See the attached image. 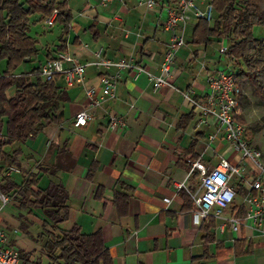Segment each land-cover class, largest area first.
<instances>
[{
	"label": "crops",
	"instance_id": "1",
	"mask_svg": "<svg viewBox=\"0 0 264 264\" xmlns=\"http://www.w3.org/2000/svg\"><path fill=\"white\" fill-rule=\"evenodd\" d=\"M69 1L71 3V0ZM125 2L127 0H113L107 12L108 5L104 7L100 1V8L104 10H101V13H95L94 9L97 8L93 0H86L85 6L92 12L93 19L87 24L85 32H88V28L96 19L99 38L95 41L88 32L93 40L94 50L88 52L84 60H79L76 55H72L81 62H92L94 53L104 48L100 47L103 44L108 58L119 59L132 56L136 61H140V49L149 39L150 42L145 47V51L150 57L143 59L142 63L148 69L155 71L163 60L171 38V35L162 28L160 9L150 11L144 6H139L143 9L142 19L133 26H129L125 24L122 14L130 15L132 10ZM124 3L126 8L122 7ZM116 17H120L121 21ZM34 19L36 22L42 20L40 16H35ZM75 23L76 15H74L72 30L67 38L69 51L71 44L69 42L72 38L75 39L71 45L83 46L82 38L71 34L75 29ZM159 32L168 35L169 39H157ZM76 39L78 43L75 42ZM117 39L119 43L112 51L106 48L110 46L109 42ZM156 42L162 45L154 55L149 47ZM195 51L198 52L199 59L205 58L203 52ZM195 51L191 52L183 65L177 67L176 76L172 81L175 88L165 87L154 92L153 85L145 76L138 81H133L129 73H124L116 88V99L108 100L103 107L98 109H92L89 106L85 92L90 87L99 86V76L104 72L95 67L89 68L83 85L71 89L65 88L70 100L61 105L64 118L60 124L47 126L42 131L52 130L47 139L46 154L40 160L34 154H24L22 147L12 149L19 144L23 146L26 143L16 142L4 148L9 155L21 150L22 154L18 158L21 171L24 169L23 159L27 155H32L29 173H38V165L48 169H59L63 164L64 153L72 154L75 161L72 170L60 169L56 176L47 175L49 184L62 183L69 193V218L59 227L71 230L77 225L85 234H93L102 230L104 242L110 250L114 264H264V234L244 226L239 232H234L231 224L225 223V219L240 212L243 197L239 200L240 202L237 199L228 210L229 214H224L220 222L219 219L212 217L201 226L194 224L193 212L183 208L184 200L179 194L178 185L187 181L190 169L188 170L186 165L191 167L193 162L199 160L207 167H214L219 162L217 155L222 154L208 148V135L211 129H196L198 111L186 100L181 104L176 103L179 95L175 89L181 95L184 92H190L197 98H204L206 94L205 77L206 73L211 70L207 64V69L202 70L204 85L198 84L197 78H194L184 87L176 88V83L183 71L192 69V65L195 64L191 62ZM136 53L138 59L135 58ZM29 62L32 60L26 63ZM184 66L186 69L181 70ZM90 70L93 73H90ZM109 73H114V71ZM71 90L82 92L84 99L76 106L72 105L73 114L66 125L64 123L65 106H69L73 101ZM82 110H88L95 120L87 127L75 128V115ZM192 112L197 119L195 126L193 128L188 126L184 131L178 130L177 124L181 117ZM110 115L122 117L126 127L111 130L108 127ZM191 153L198 155L199 159L192 160ZM70 162L68 160L66 164L69 165ZM93 162H97L98 169L93 180L90 181L87 177ZM0 167H6L3 161H0ZM120 182L131 187V190L126 192L130 197L128 214L123 217L118 216L114 206L115 191H122ZM99 186L104 188L102 200L95 198ZM40 188L46 189L41 186ZM165 199H169V202ZM17 207H19L18 203ZM41 213L42 219L37 220L40 226L46 220L44 213L42 211ZM19 214L24 213L17 214L16 212V216ZM14 216L10 213H6L3 217L0 216V224L2 223L7 230L10 223L17 222ZM212 219L215 220V227L207 229ZM4 222H6L5 225ZM7 231L12 235V240L18 241L17 246L9 241L13 247L20 251H28V248L32 252L36 250L35 242L28 244L17 240L14 232ZM209 237L214 240L210 242ZM236 243H240L238 247ZM42 260L45 262L47 258L43 257ZM31 261H33V256Z\"/></svg>",
	"mask_w": 264,
	"mask_h": 264
},
{
	"label": "trees",
	"instance_id": "2",
	"mask_svg": "<svg viewBox=\"0 0 264 264\" xmlns=\"http://www.w3.org/2000/svg\"><path fill=\"white\" fill-rule=\"evenodd\" d=\"M213 3L216 10L214 23L199 21L194 27L191 44L207 48L215 41H227L228 58L237 62L235 69L238 71V83L241 85L249 80L256 94L264 98V39L256 38L253 32L256 26L264 27V0H213ZM55 12L57 15L54 24L64 29V36L60 39V46L56 51L58 55L69 51L67 38L74 22L69 0H0V65L6 62L5 71L0 72V135L4 138V142L0 143V161L18 171L21 170L18 159L22 154L21 150L9 155L4 148L16 142L27 143L47 126L60 124L64 118L61 105L70 100L64 87L57 83L41 81L39 68L30 72L31 80L26 75L17 77L12 74L28 60L39 58V42L30 34L31 18L40 16L42 20H47L53 18ZM88 32L95 41L98 40L96 19L88 28ZM75 42L78 43V39ZM149 42L147 39L142 45L141 60L138 63L150 57L145 51ZM54 57L55 55L47 54V59ZM197 58L198 52L195 51L191 62H195ZM10 88L16 89L11 98L7 95ZM194 118L193 112L182 116L177 129L186 130ZM4 128L6 132L3 135ZM191 154L192 160L199 159L198 155ZM68 160L71 161L69 165L66 164ZM74 164L72 154L65 152L61 168L48 169L38 165V173H29L21 184L13 181L10 175L4 176L0 181V192L4 195L13 193L20 210H42L46 217L42 226L47 235L44 255L48 264H114L110 250L104 242L102 230L85 234L77 225L71 230L59 227L68 220L70 214L69 193L66 187L62 183H51L46 189L39 186L41 174L56 176L60 169L72 170ZM186 168L189 170L191 167L186 165ZM97 169V162H93L88 180H93ZM3 172L4 168L0 167V173ZM119 184L122 191H115L114 206L118 216L123 217L128 214L130 197L126 192L130 191L131 187L123 182ZM103 194L104 188L99 186L95 198L102 200ZM179 194L184 200L183 208L193 211L195 205L189 193L182 188ZM245 216V210L241 209L238 217ZM214 227L215 220L212 219L206 228ZM44 236V233L40 235L42 238ZM209 238L210 242L214 240ZM239 244L236 243V246ZM22 253V264H43L39 260L31 261V253Z\"/></svg>",
	"mask_w": 264,
	"mask_h": 264
},
{
	"label": "built area",
	"instance_id": "3",
	"mask_svg": "<svg viewBox=\"0 0 264 264\" xmlns=\"http://www.w3.org/2000/svg\"><path fill=\"white\" fill-rule=\"evenodd\" d=\"M112 1L101 0V4L106 7ZM138 2L150 11L160 9L162 28L171 35L163 60L155 71L135 59L108 58L104 48H101L94 53L92 62H81L69 52L47 59L39 67L41 81L71 89L84 84L89 68L101 69L104 73L99 76V86L90 87L85 92L92 109L101 108L108 100L116 99V88L124 73H129L133 81L145 76L155 91L165 87L175 88L172 81L177 72L178 53L188 44L185 37L187 27L193 21L214 23L216 10L213 0ZM56 15L57 12L53 18L46 20L49 26L54 25ZM116 19L121 21L120 17ZM228 51L229 45L219 51L221 56L228 59L227 67L222 71L210 70L206 73L207 90L204 98L194 97L190 92H184L183 96L198 111L196 129H211L208 148L219 153L215 143L226 145L237 153V163L231 164L222 154L214 167L195 161L188 172L186 183L179 184L178 189H185L194 202L192 214L196 226H201L212 217L223 219L225 212L241 195V208L245 210L246 216L239 218L236 213L225 219V223L231 224L234 232H239L244 226L264 234V163L261 153L250 144L247 127L240 119L243 89L238 83L235 64L228 58ZM111 71L114 73H109ZM94 120L95 117L88 110H82L75 115L74 127H87ZM108 127L111 130L122 129L126 127V123L122 117L110 115ZM9 169L18 171L12 167ZM0 200L3 205L9 203V199L2 193ZM165 201L169 202V199ZM22 263L21 251L10 245L6 234L0 229V264Z\"/></svg>",
	"mask_w": 264,
	"mask_h": 264
},
{
	"label": "rangeland",
	"instance_id": "4",
	"mask_svg": "<svg viewBox=\"0 0 264 264\" xmlns=\"http://www.w3.org/2000/svg\"><path fill=\"white\" fill-rule=\"evenodd\" d=\"M101 0H93L95 3V7L97 9H94L95 13H101V9L99 5ZM128 4L129 9H131V13L129 14H122L123 18L125 19V24H128L129 26H133L134 23H138L142 19V8H139L141 6L138 2V0H127L125 2ZM125 3L122 5V7H125ZM71 7L73 10L74 15H76V23H75V29L72 31V36L79 35L83 40V46L82 47H76V44L71 45L74 43V39L69 42L70 44V54L76 55V57L79 60H84L88 56V52L94 50V46L92 45V38L88 32H85L87 29V24L89 21H91L92 18V12L89 11V9L85 6L86 0H71ZM86 7V8H85ZM121 7V8H122ZM111 8V4H108L106 7V11L108 12ZM126 8V7H125ZM89 11V12H87ZM86 12V13H85ZM33 17L31 19V36L36 38L39 42V58H36L32 60V62L29 63H23L21 66H19L14 72L13 75L19 77L21 75H26L27 77L32 79L30 77V72L36 68H39L42 63H44L47 60V54L55 55L58 47L60 46V39L64 36V29L62 26L54 24L53 26H49L48 23H46V20L37 21ZM45 21V22H44ZM197 22L193 21L190 23L187 27L186 31V42L188 43L186 46H184L178 53V61H177V67L179 68L181 65H183L186 61V59L191 55L192 51L198 50L203 52L205 55V58L199 59L197 58V61H195L192 65V69H188L186 71H183L182 76L178 79L176 83V88H182L185 86L187 82L192 81L194 78H197L198 84L204 85V72L202 70L207 69V65L210 67L212 71L215 70H224L228 65V59L226 57H223L220 55V49L222 47H228L227 41H215L212 45H209L207 48L204 46H198L195 48L192 43L193 39V30L196 26ZM254 35L258 39H264V27L262 26H256L253 30ZM126 36H128V32H126ZM146 37V36H144ZM157 39H165L168 40L169 36L164 34L163 32H159L157 34ZM68 42V40H67ZM110 46H107L106 48H110L112 51L114 47L119 43V39L116 41L109 42ZM160 45L158 42L152 43V45L149 47L153 54L160 50ZM105 46L103 44L100 45V47ZM101 49V48H100ZM110 52V51H109ZM75 57V56H74ZM127 59H133V57L126 56ZM135 58L138 59V55L136 53ZM237 62L233 60V64L236 65ZM207 64V65H206ZM6 69V62H2L0 65V72L5 71ZM186 69V66L182 67L181 70ZM92 70H90V73ZM12 72V73H13ZM28 72V73H27ZM27 73V74H22ZM59 86H61L59 84ZM241 87L243 89V95L241 98L240 103V119L245 123L247 130H248V139L250 141V144L253 148H255L257 151L261 153V159L264 163V98L260 97L256 94V91L252 85V83L249 80L244 81L241 84ZM179 96H177L176 103L181 104L185 101V98L183 95H181L177 89H175ZM154 92H158L155 91ZM16 93L15 88H10L7 92V95L9 98L13 97ZM70 94L72 95L73 101L68 106H65V120L64 123L67 125L68 120L72 117L73 114V108L72 105H77L78 102H81V100L84 99V95L80 91L71 90ZM196 118L191 121L190 125L192 128L195 126ZM51 129H47L44 132H41L38 136L35 138H31L27 141V143L23 146L21 144L13 147L14 150L16 147H22L24 154H34L38 160L42 158L43 155L46 154L47 147V139L50 134ZM6 132L4 128V133ZM4 142V138L0 136V143ZM204 143V141H203ZM215 147L218 149L219 153H222V155L231 163L236 164L237 163V153H235L233 150L226 147L224 144H219L218 142L215 143ZM32 155H27L23 159V167L22 171H12L11 167H5L4 172L0 173V181L4 176L11 175V178L13 181L17 183H21L24 175L29 174L31 169V163H30V157ZM216 158H219V155H217ZM30 165V166H29ZM35 168V167H33ZM49 178L47 175H42L40 177V183L39 186L41 187H49ZM9 199V203L7 205H3L0 201V216H4L6 213L14 214V218L17 219V222L10 223V227H7V230H11L14 232V236L17 237V240H22L25 243L30 244L31 242H35L37 244V248L35 251H30L29 248L28 251L21 250L24 252H31L33 256V261H42L43 264H47L48 261L42 260L44 255V246L47 241V235L46 231H44L42 225L38 223L37 220L42 219V213L40 210H28L23 211L20 210L19 207H17L16 198L13 194H6L5 195ZM241 195L238 197V201L241 200ZM76 203V200H74ZM240 202V201H239ZM74 203V202H73ZM74 203V204H75ZM76 205V204H75ZM16 212L18 213H24L19 214L16 216ZM230 211H226L225 214H229ZM46 218V217H45ZM221 219H219V222ZM6 222H4V225ZM0 229L6 234L8 241L12 243L13 245L17 246V242L15 240H12V235L7 233L8 231L5 229V227L0 224ZM52 232H56L53 229H49ZM7 231V232H6ZM40 233H44L45 236L42 238L40 237ZM219 234V233H218ZM22 253V252H21ZM37 255H34L36 254Z\"/></svg>",
	"mask_w": 264,
	"mask_h": 264
}]
</instances>
